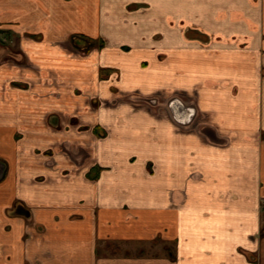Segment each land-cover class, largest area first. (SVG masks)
Wrapping results in <instances>:
<instances>
[{"label": "crops", "instance_id": "1", "mask_svg": "<svg viewBox=\"0 0 264 264\" xmlns=\"http://www.w3.org/2000/svg\"><path fill=\"white\" fill-rule=\"evenodd\" d=\"M7 126L0 264H264V0H0Z\"/></svg>", "mask_w": 264, "mask_h": 264}, {"label": "rangeland", "instance_id": "2", "mask_svg": "<svg viewBox=\"0 0 264 264\" xmlns=\"http://www.w3.org/2000/svg\"><path fill=\"white\" fill-rule=\"evenodd\" d=\"M8 43V42H7ZM88 45V44H87ZM89 46V45H88ZM85 48V50H89L87 47H84ZM78 92H80V90L78 91ZM97 132L100 134V135H105L104 133H105V130L104 129H97ZM1 133V136H2V145L4 146L3 147V150H5L7 153H9V156L8 157H5L4 159L7 161V163H8V167L10 168V167H14V169H12L13 170V172H14V174H13V177L14 178H16V179H18V178H20V172L18 171V168H19V163H17V161L15 160V156H14V154L13 153H10V151H13L14 153H15V149L16 148H18L19 147V145H18V142H19V136L22 134L21 132H19V130L18 129H16L15 128V126H7V127H4V128H2V131L0 132ZM7 149V150H6ZM40 152V151H39ZM45 152H48V150L47 151H45ZM13 155V156H12ZM75 158V157H74ZM2 160V159H1ZM147 167H148V169L151 171L152 170V165L151 164H147ZM102 170V167H100V166H96V171L95 172H93V173H95V176L96 177H99V173H100V171ZM12 172V173H13ZM66 172H70V174H72V176H73V174L75 173V171H69V170H67ZM90 176H89V178H91V179H94L93 177H94V174H89ZM44 175H39L38 176V180L39 181H44ZM74 178V177H73ZM25 204V202L24 201H21L20 202V204ZM24 206V205H23ZM120 248V247H119ZM116 251V250H115ZM120 251V250H119ZM162 251L164 252V253H168V250H166V249H162Z\"/></svg>", "mask_w": 264, "mask_h": 264}, {"label": "water", "instance_id": "3", "mask_svg": "<svg viewBox=\"0 0 264 264\" xmlns=\"http://www.w3.org/2000/svg\"><path fill=\"white\" fill-rule=\"evenodd\" d=\"M173 111H174V114H175V116L177 115V113H179V112H181V111H185V114H183L184 116H187L186 114H187V111H188V109H187V107H186V110H185V108L183 107V106H178V108H176V110H174L173 109ZM178 119H180L181 117L179 116H176ZM186 118V117H185ZM184 120V119H183ZM185 121H187V119H185ZM3 168H4V165L0 162V177L3 175Z\"/></svg>", "mask_w": 264, "mask_h": 264}, {"label": "trees", "instance_id": "4", "mask_svg": "<svg viewBox=\"0 0 264 264\" xmlns=\"http://www.w3.org/2000/svg\"><path fill=\"white\" fill-rule=\"evenodd\" d=\"M103 71H105V69H103Z\"/></svg>", "mask_w": 264, "mask_h": 264}]
</instances>
